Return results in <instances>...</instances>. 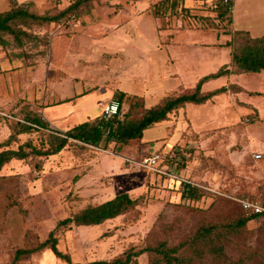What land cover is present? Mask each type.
I'll return each instance as SVG.
<instances>
[{"label":"rangeland","instance_id":"obj_1","mask_svg":"<svg viewBox=\"0 0 264 264\" xmlns=\"http://www.w3.org/2000/svg\"><path fill=\"white\" fill-rule=\"evenodd\" d=\"M29 2L40 7L34 13L51 16L75 0ZM218 12L214 0L193 5L186 0H92L54 22L16 20L14 32L0 38V143L24 121L26 108L65 132L102 113L118 87L143 94L146 107L167 95L191 92L202 77L231 63L232 49L225 45L231 21ZM234 39V46L243 42ZM174 67L181 71L177 78L168 76ZM219 88L226 91L173 111L144 132L145 141L121 152L115 143L107 149L79 143L50 156L32 154L26 143L47 148L49 129L18 134L1 147L24 145L30 154L0 171V264H13L17 248L35 247L52 230L73 262L124 259L130 251L165 243L179 247L171 254L179 261L170 264H264L263 219L233 232L226 225L241 216V209L231 197L182 196L187 180L208 181L234 195L255 192L264 178V71L238 79L230 74L202 90ZM126 98L122 115L132 95ZM142 111L135 108L133 117ZM166 152L174 159L161 166L169 167L168 175L139 164ZM256 153L263 157L254 159ZM120 193L141 200L100 225L57 228L58 221ZM205 228L212 230L206 234ZM153 257L146 252L130 264H150ZM15 264L70 263L44 248Z\"/></svg>","mask_w":264,"mask_h":264},{"label":"trees","instance_id":"obj_2","mask_svg":"<svg viewBox=\"0 0 264 264\" xmlns=\"http://www.w3.org/2000/svg\"><path fill=\"white\" fill-rule=\"evenodd\" d=\"M92 0H75L65 10L61 11L57 15L43 14L31 12L27 7L16 6L11 11L0 14V38L4 33H13L12 27L16 20L33 19L39 23L42 22H54L62 17L68 16L71 12H75L81 5ZM216 7L218 8L219 16L226 18L228 23L231 21V11L228 8L226 0H214ZM231 6L233 0H229ZM68 14V15H67ZM73 14V13H72ZM227 25V24H226ZM241 38L243 42L233 45L234 38ZM233 38V39H232ZM235 40V39H234ZM5 40L2 41V43ZM225 45L231 47L232 60L230 64H226L215 72H211L208 75L202 77L197 83L194 90L178 95H171L162 97L159 102L151 107H146L143 97L141 95H132V101L129 111L120 113L111 119H106L102 116H98L93 120L83 122L79 125L71 127L65 132L52 129L47 119L41 112L33 111L28 108L23 110V122L17 124V130L11 135L10 139L6 142L0 143V148L9 144V142L17 137L18 134L29 132L32 130L40 131L41 129H49L50 134L47 140V148H37L30 141L26 143L31 148V153L38 156H50L61 152L68 145H79L82 143L83 147H102L107 149L112 143H115L116 150L118 152L123 151L124 148L135 144L137 141L143 140L145 130L157 125L160 122L165 121L168 115L173 111L186 106L188 103L204 104L214 95L226 91V88H219L213 91H202V86L222 76L230 74H243L250 72H260L264 70V34L260 37H253L246 31H234L232 32L231 39L225 43ZM128 97L125 92H119L117 100L123 104L124 100ZM121 104V105H122ZM142 106V114L139 117H133L135 108ZM122 110V109H121ZM257 116L258 110L255 109ZM77 142V143H76ZM125 150V149H124ZM30 152L26 151L25 146L21 145L18 149H2L0 151V171L5 164L12 159H25ZM141 159V158H140ZM174 159L165 161V164H172ZM176 168V167H175ZM169 167L167 168V172ZM177 170V168H176ZM166 175V174H164ZM168 175V174H167ZM184 189L182 196L190 199H200L205 196L214 197V193L207 192L202 187L192 183L191 181H184ZM201 185H212L211 182H196ZM221 197V196H217ZM140 198L134 199L128 193H120L115 197L106 200L96 205H89L80 212L75 213L73 216L66 217L58 221V227H70L72 223L77 226L81 225H100L107 220L114 219L124 214L126 211L135 207ZM237 203L241 209V216L238 219L232 220L227 223V228L233 232H240L249 221L258 219L256 216L247 217L244 213L242 206ZM262 220V219H261ZM264 220V219H263ZM212 229L205 228L203 232L210 233ZM59 238L56 235V230H52L47 238L35 247L29 246L26 248H17L15 250L13 264L20 261L26 256H31L38 250L47 248L59 259H62L70 264H130L133 260L140 257L143 253H148L149 256H154L150 264H160V261H164L166 264H170L173 261H179L178 257L171 254L176 252L179 247H167L165 243H161L155 247H146L136 251H130L126 258H117L112 261L106 259H95L93 261L82 263L73 262L69 253H64L58 247ZM162 257V258H160ZM159 258V259H158ZM158 259V260H157ZM234 264H245L242 261L232 262ZM231 264V263H230Z\"/></svg>","mask_w":264,"mask_h":264},{"label":"crops","instance_id":"obj_3","mask_svg":"<svg viewBox=\"0 0 264 264\" xmlns=\"http://www.w3.org/2000/svg\"><path fill=\"white\" fill-rule=\"evenodd\" d=\"M29 1L30 0H24V1L23 0H0V14L9 12L16 6L27 7L31 12H34L33 9L40 8L39 6H34V4H32ZM183 1H185V0H183ZM196 1L197 0H186V4L187 5H193L194 2H196ZM235 1L236 0H233L232 10L230 13L231 23H230V25H228V28L226 29L227 32L230 34L231 31L234 32V31L239 30V31H246L253 37L262 36L264 34V0H244V3L249 4V6H246L244 4H243V6H241V2H239L240 0H238L237 4ZM250 2L252 5H250ZM253 16L262 17L263 20L260 22H257V21L261 20L262 18L257 20V21L250 20ZM234 21H235L237 27L233 26ZM223 31H224V29H223ZM230 36H232V35L230 34ZM230 39H231V37L228 40H230ZM218 43H220V42L218 41ZM220 44H224V42H222ZM173 66H175V64H173ZM1 68H2V64L0 62V71L2 70ZM262 71H264V70H262ZM180 74H181V71L177 67H174L172 70H169V72H168L169 77H176L177 78ZM231 75L237 76V79H238L239 74H231ZM222 77L226 78V76H222ZM162 79H164V76L162 77ZM217 79H219V78H217ZM217 79H213V80H217ZM213 80H211V81H213ZM211 81H209V82H211ZM209 82H207V83H209ZM207 83H205L203 86H205ZM242 90H245V88H242ZM202 91H213V90L203 89ZM114 92H116V94H114L115 96L113 95L114 97L111 96L109 99H106L103 104H105L108 101L118 99L117 96L119 95V92H125L127 96L139 95V93L137 94L136 92H129V91H126L120 87L115 89L112 93H114ZM140 95L142 96L143 94H140ZM160 99L161 98H159L158 101ZM255 109L258 110V114H259L258 117L260 118V110L258 108H255ZM98 116H102V113H99ZM98 116H96V117H98ZM90 119L92 120L95 118H91V117L89 118L88 117L87 121H89ZM143 140H144V137H143ZM258 188H259V186L257 187V190H258Z\"/></svg>","mask_w":264,"mask_h":264},{"label":"built area","instance_id":"obj_4","mask_svg":"<svg viewBox=\"0 0 264 264\" xmlns=\"http://www.w3.org/2000/svg\"><path fill=\"white\" fill-rule=\"evenodd\" d=\"M229 10H232V6L229 0H226ZM122 103L117 99L108 101L103 106L102 117L106 119H111L116 115H120L122 109ZM172 156V155H169ZM263 157L262 153H256L253 155L254 159H261ZM172 159V157H171ZM169 157L166 153H157L152 156H147L139 163L142 167L154 170L157 173L168 174L166 169H164L163 162L168 161ZM200 187H202L207 192L220 193L225 196L231 197L234 201L238 202L247 217L256 216L258 219H264V178L259 185L256 192L243 193V194H227L221 192L219 189H215L212 185H201L196 182H192Z\"/></svg>","mask_w":264,"mask_h":264}]
</instances>
